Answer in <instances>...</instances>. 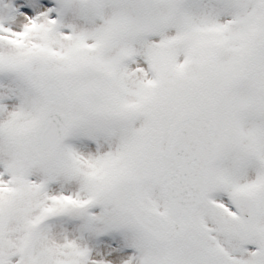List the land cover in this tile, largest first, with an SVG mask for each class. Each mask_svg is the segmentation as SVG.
I'll use <instances>...</instances> for the list:
<instances>
[{"label":"snow or ice","instance_id":"1","mask_svg":"<svg viewBox=\"0 0 264 264\" xmlns=\"http://www.w3.org/2000/svg\"><path fill=\"white\" fill-rule=\"evenodd\" d=\"M0 264H264V0H0Z\"/></svg>","mask_w":264,"mask_h":264}]
</instances>
